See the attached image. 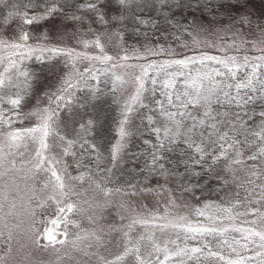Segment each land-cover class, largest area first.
<instances>
[{"label": "snow or ice", "instance_id": "1", "mask_svg": "<svg viewBox=\"0 0 264 264\" xmlns=\"http://www.w3.org/2000/svg\"><path fill=\"white\" fill-rule=\"evenodd\" d=\"M45 3H47V0H45ZM105 3L106 0H94V2L89 0L86 4H79L77 7L87 8L97 13V19L101 23H106L103 11ZM118 3L124 5L129 3V0H118ZM157 4L159 7L156 10L163 15L166 23L171 24L170 17H173L177 10L199 9L201 0H144L145 7H156ZM249 4L250 0H204L203 7L206 10H222L221 15L227 14L229 19H232L231 13L233 10L240 12L236 23L240 24L241 29L245 26L249 28L255 26L260 36L259 40H249L240 29H235L233 25L217 30L225 32L226 35L231 33L230 42L201 41L197 36H192L191 44L194 47L199 48L203 44L207 48H216L220 54L210 55L207 51H200L198 54L184 55L183 58H170L160 63L152 61L140 65V75L134 78L135 91L123 105L122 115L124 119L121 121V138L129 135L123 125L128 122L129 114L134 111L135 106L149 107L145 103V99L148 98V83L151 82L153 85L151 103L155 104V111L164 121V125L162 128L152 129L156 134L157 143L153 145V151L149 154V160L145 165L148 172L147 179L156 176L167 181L171 177H178L183 181V184L180 185L182 192L193 194L210 181L219 182L221 187L235 186L237 189L235 196L237 198L229 206L223 207L222 210L228 213L227 219L229 220L252 217L250 220H244L242 226H233L232 230L240 233L241 239H233L231 244L228 240L223 241V244L228 245L231 251L235 253V259L225 257L219 251L211 250L207 242L205 243V247L208 248L206 253L201 247H183L169 253L165 247L163 249L166 254L165 260L169 258V255L175 256L179 258L177 264H185V260L194 262V264H203L202 256L217 258L223 264H264V71H261L264 70V22L258 21L253 25L251 13L248 11ZM40 6L41 0H36L35 4L29 0V3L24 5L27 9ZM12 7L17 9L19 5L13 4ZM62 11V8L52 3L50 7L45 6L43 12L34 13L30 17H28L27 12H17L16 14L21 17L23 24L31 25L47 21L48 17ZM12 15L13 13L10 12L9 17ZM65 19L80 20L81 17L66 15ZM4 23L5 25L10 23L8 17H5ZM185 31L187 30L185 29ZM189 35L192 34L189 33ZM28 39L29 35L27 33H22L19 36L9 35L6 32L0 33V51L7 53L6 57L0 56V62L5 59L8 61L4 72H0V103L5 99L4 93L6 90L17 89L14 97L10 95L6 97L11 109L0 108V178L9 175L11 170L8 167L9 163L12 169L16 167L15 160L9 162L7 159L9 156L14 155L12 150L19 149L21 143L29 136L33 141L38 139L39 147L36 149L32 160L21 159L20 161L22 165L31 164L29 173L33 176L40 171L50 174L48 181L44 183V188L47 189L51 185L53 194L49 195L46 200H41L36 208H43L47 200H53L58 206L63 204V207H58L60 213L75 214L81 209L71 201L70 196L74 193L66 183L65 177L67 176L75 181H83L86 173H80L73 177L67 172L68 166L66 163L63 168H57V165L62 164L63 161L47 154L49 150L47 138L55 131L54 124L59 115L58 111L53 110L52 104H55L57 109L69 107L73 103L71 90L79 85L80 80L84 79V73L75 70V60L70 61L73 72L65 74L57 93L51 95L44 93L49 99L48 106L39 107L40 100L37 99L35 108L28 112H21L19 109L25 97L31 93L34 75L27 70H23L14 57H19L22 61L39 49L41 53L44 51L51 53L66 52L70 58L75 57L76 59L108 62L113 58L108 55L89 56L87 52L77 53L73 49H59L54 46L45 47L39 44L37 48H32L24 43ZM82 43L85 48L89 44H94L96 48L103 52L99 37L94 41H83ZM248 44H251L252 49L259 54L251 57L245 54L241 59L238 55L229 53V50H235L238 53ZM258 44L262 46L257 47ZM182 46L188 48V43H183ZM157 47L159 53L165 51L162 45ZM21 49L23 51H20ZM145 50L154 55L157 54L151 48ZM169 51L171 55V49ZM36 58L38 60L42 59V55ZM121 59L127 60L128 57L124 56ZM172 67H176L178 71H165ZM9 69H15L17 74L15 81L11 75H7ZM242 69H250V71H246L243 79L237 74L238 70ZM88 71L89 69L84 70V72ZM161 71H165L166 79H164L163 87L160 90L162 99L156 100L155 85H157L158 79L150 73ZM91 79H97L96 74H92ZM116 79L122 80L118 76ZM92 91L93 98H95L96 89H92ZM149 110L152 111L153 109L150 108ZM9 112H11V115H9ZM32 117H35L38 121L35 126L12 128L15 121L22 122ZM147 119L149 124L155 123L153 116L149 115ZM91 123L89 121V125ZM3 127H7L9 130L3 131ZM80 127L83 129L84 125ZM37 133H39L38 137L34 135ZM56 134L59 135L58 132ZM60 139L65 141L66 146L63 152L64 155H68L69 149L76 144V141L67 140L63 136ZM86 143L87 140H84L81 146ZM180 143L185 146L181 150L182 159L179 161L184 165L183 173L167 166L172 161L168 159L166 154L173 152ZM91 147L95 149V145H91ZM5 148L9 151L5 152ZM123 148L124 144L121 142L113 146V162L117 160V156ZM185 156L186 158H183ZM77 166L79 167V164ZM197 166L199 171L196 170ZM87 178L92 180L90 175ZM201 181H203V184ZM93 183L97 189H100L99 183L95 181ZM157 187L164 189L165 185H158ZM129 188L131 191L126 192L125 195L136 196L139 194L136 191V185H129ZM154 190L152 188H142L140 192L149 193ZM241 190L244 193L243 198L240 197ZM12 191V187L5 182L3 189L0 190L2 199L8 201ZM15 191L17 195L12 197V208L16 207L15 201L19 195V189ZM103 191L107 195L111 190L104 189ZM117 191H120V189H117ZM167 191L171 193V189H167ZM31 199L32 196L27 198L24 210L34 216L35 209L31 208ZM174 202L170 195L168 203L173 204ZM2 206L0 204V207ZM211 206L209 203H205L204 208L207 209ZM217 208H220V206H217ZM236 208H243L244 211L234 212ZM165 213L168 214L167 207ZM196 214L204 216L205 211L198 208ZM0 219L3 218L0 217ZM208 219L215 221L220 217L212 215ZM147 223L146 220L135 218L127 225L129 231L123 233L125 237L124 250L121 255L115 258L116 262L123 261L131 256L134 257V264H151L150 260H146L141 255L140 245L138 243L134 244L130 238V232L135 225ZM64 224V239L58 240L51 232H48L46 233V239L49 243L69 244L67 228L69 225L78 228L79 224L67 216L64 218ZM5 227H7V224H5ZM160 227L183 229L185 233L193 234L191 238H195L196 235L212 236L228 231L226 228L215 226L193 225L186 216H176L169 224L160 225ZM0 235H3V233H0ZM188 238L189 236L185 235V239ZM12 239L13 233L9 230L7 240L11 242ZM140 239L142 240L144 237L141 236ZM93 242L96 245H101L103 242L102 236L97 234L96 231L85 233L83 236L77 233L71 241V248L74 251L81 252L84 256L95 255L89 251L93 246ZM36 243H39L38 239ZM172 243H175V241H172ZM234 245H240L245 251L248 250L249 245H254L259 250L254 251L251 256H245L241 255ZM153 247L157 252L162 250L159 244L153 243ZM104 264H114V262L104 261Z\"/></svg>", "mask_w": 264, "mask_h": 264}, {"label": "rangeland", "instance_id": "2", "mask_svg": "<svg viewBox=\"0 0 264 264\" xmlns=\"http://www.w3.org/2000/svg\"><path fill=\"white\" fill-rule=\"evenodd\" d=\"M76 11V13L69 16L75 15L81 17L80 20H57L52 25L50 23L40 24V22L39 24L34 23L28 25L23 24L21 17L14 13L11 17L8 16L10 21L8 25H5L4 20L0 24V33L6 32L9 35L15 34L17 36L22 33H27L29 39L24 43L32 48H37L39 44L45 47L54 46L59 49H73L77 53L87 52L89 56L108 55L113 58L108 62L76 59L75 57L70 58L66 52L51 53L44 51L41 53L39 49L33 55L24 58L22 61L19 57H14L21 68L27 70L29 73H31L32 69L40 70L43 67L50 69L48 85L44 87V85L42 86V82H40V86L36 92L34 93L35 89H33V92L31 91L32 100L28 105L20 107L19 110L21 112H28L35 108L37 106V99L40 100L39 107L48 106L49 99L44 93L50 95L57 93L65 74L73 72L70 61L75 60V70L84 73V79L80 80L79 85L71 90L73 103L69 107L57 109L56 105L52 104L53 110L58 111L59 115L54 124L55 131L47 138V143L49 144L47 154L62 159L63 163L57 165V168H63L66 163L68 166L67 172L71 176L74 177L80 173H86V176L83 181H75L69 179L67 176L65 177L66 183L74 193L70 196L71 201L76 203L81 211L75 214L60 213L58 207H63V204L58 206L53 200H47L43 208H36V205L41 200H46L49 195L53 194L51 185L47 189L44 188V183L48 181L50 174L45 171H40L33 176L29 173L31 164L22 165L20 161L21 159L32 160L36 149L39 147L38 139L33 141L29 136L21 143L19 149L12 150L14 155L9 156L7 159L9 162L15 160L16 167L12 169L9 163L8 167L11 169L9 175L0 178V190L3 189L5 182L13 189L8 201H4L2 194H0V204L3 205L0 207V217L3 218L0 219V233H3V235H0V264H104V261H113L114 264H134V257L131 256L119 262H116L115 258L123 252L125 246L123 233L129 231L127 225L135 218L146 220L148 223L143 225L137 224L132 228L130 232L131 241L134 244L138 243L140 245L141 255L146 260H150L151 264H161V262L163 264H177L179 258L175 256L169 255V258L165 260L166 254L163 251L165 247L169 253L183 247H201L206 253L208 251V248L205 247L206 242L211 247V250L219 251L225 257L235 259V253L231 251L228 245L223 244V241L228 240L231 244L233 239H241V234L233 231L232 228L234 225L236 227L242 226L244 220H250L252 217H240L236 220L227 219L228 213H225L222 208L229 206L231 203L229 205H221L214 200L199 201L195 193L182 192L180 185L183 184V181L178 177H171L167 181L160 177L158 180L150 183L139 180L133 174L134 172L127 171L125 160L129 139L134 131L140 127L148 126L151 129L157 127L162 128L164 121L160 118L157 111L155 113L150 112L149 107L141 108L137 105L134 111L129 114L128 122L123 125L129 135L121 138L120 129L122 127L121 121L124 119L122 115L123 105L135 91L134 78L140 75V65L152 61L160 63L170 58H183L184 55L198 54L200 51H207L210 55H219L220 53L216 48H207L203 44L199 48L194 47L191 44L192 36H197L201 41L230 42L231 33L226 35L225 32L217 30L233 25L235 29H240L249 40H259L260 36L257 29L255 26L252 28L245 26L241 29L240 24L236 23L240 12H236L234 14L236 16H232L234 18L229 19L227 14L221 15L222 10H218L212 20L194 22L192 27L188 29L192 35H189L187 38H182L174 42L142 41L140 43L137 41H128L122 37L118 24L114 19V9L110 8V5L108 8H103L106 23H101L97 19V13L87 8H78ZM248 11L251 13L253 25L258 21L264 22V15H262L264 14V8L248 7ZM27 14L28 17L33 15L32 13ZM97 37H99L103 46V52L96 48L94 44H89L87 48L84 47L83 41H94ZM183 43H188V48L183 47ZM158 45L164 47L165 51L163 53H159ZM261 46L259 44L257 45V47ZM146 48H151L157 54L154 55L147 52L145 50ZM169 49H171V55ZM20 51H23V49ZM229 53L238 55L241 59L245 54L250 57L259 54L252 49L251 44L246 45L238 53L235 50H229ZM41 55L42 59L38 60L36 57ZM0 56L6 57L7 53L0 51ZM124 56H127L128 59H121ZM7 65V59L0 62V72H4ZM85 69H89V71L84 72ZM165 71L175 72L178 69L172 67ZM165 71L150 73V75H155L158 79V83L155 85L156 100L162 99L160 90L163 87L164 79H166ZM246 71H250V69L238 70L237 74L243 79ZM92 74H96L97 79H91ZM7 75H11L14 81L17 79L15 69H9ZM117 76L121 77L122 80H117ZM20 79L22 80L23 78L21 77ZM106 79H109L110 86L113 90L112 98L115 114L109 146L111 159L103 174L90 175L77 166L76 154L72 147L69 149V154L64 155L63 149L66 144L60 137L63 136L67 140H77L85 134L84 129L86 126L83 129L80 127L84 125L81 120L85 118L81 107L84 102V97H87L88 93H90L87 97L89 98L93 93L92 89H96L99 83ZM41 86L43 87L42 90ZM148 88L151 92L150 96H152L151 90L153 89V85L150 81ZM13 89L17 91V89ZM79 91L83 94L80 93L81 95H78ZM4 95L6 99L7 94ZM5 99L0 103V108L11 109V106L5 103L7 102ZM146 101L147 99L145 103ZM9 115H11V112H9ZM149 115L154 117L155 123L149 124L147 119ZM89 121L90 119L85 120V124H88ZM37 123V119L32 117L22 122L19 120L15 121L12 128H30ZM2 130L8 131L9 129L3 127ZM57 132L59 135L56 134ZM34 135L38 137L39 133ZM118 142L123 143L124 148L118 154L117 160L113 162L112 148ZM7 151L9 150L5 148V152ZM20 154L23 155L21 156ZM183 172L180 171L179 173ZM88 175L92 177V180L87 178ZM93 181L100 184V189L95 187ZM132 184L136 185V191L139 194L136 196L125 195L126 192L131 191L129 185ZM158 185H165V188L160 189L157 187ZM142 188H152L155 190L149 193H141L140 189ZM16 189H19V195L15 201L16 207L12 208V197L17 195ZM104 189H110L111 191L105 195ZM117 189H120V191H117ZM167 189H171V193ZM236 191L237 189L235 188V193ZM170 195L175 201L173 204L168 203ZM29 196H32L31 208L35 209L34 216L24 210L26 206L25 202ZM243 196L244 193L241 190L240 197L243 198ZM205 203H209L212 206L205 209ZM217 206H220V208H217ZM253 206L255 207V205ZM166 207L168 209L167 215L165 213ZM198 208L205 211L204 216H198L196 214V209ZM236 211H244V209L236 208L234 212ZM212 215L218 216L220 219L210 221L208 217ZM65 216L75 220L79 224L78 228L68 226L69 244H44L42 241V233L46 227V218L58 220L56 235L59 240L64 239ZM176 216H186L193 225L215 226L218 228H226L228 231L223 234L217 233L212 236L196 235L195 238H191L193 234L185 233L183 229L160 227V225L169 224ZM5 224H7V227H5ZM9 230L13 233L11 242L7 240ZM92 231H96L103 239L101 245H96L93 242L92 248L89 249L95 255L84 256L81 252L74 251L71 248V241L77 233L83 236L85 233ZM185 235L189 236V238L185 239ZM141 236L144 239L141 240ZM37 239L39 240L38 244L36 243ZM172 241H175V243H172ZM241 242L243 243V241ZM153 243L159 244L162 250L157 252L153 247ZM22 245L23 247H21ZM234 246L241 255L245 256H251L254 254V251L259 250L254 245H249L247 251L241 248L240 245ZM202 258L211 264H223L222 261L214 257L202 256Z\"/></svg>", "mask_w": 264, "mask_h": 264}, {"label": "trees", "instance_id": "3", "mask_svg": "<svg viewBox=\"0 0 264 264\" xmlns=\"http://www.w3.org/2000/svg\"><path fill=\"white\" fill-rule=\"evenodd\" d=\"M33 4L36 0H31ZM89 0H41V6L33 9H27L24 7L25 4L29 3V0H0V24L9 16V13L27 12L37 13L43 12L44 7H50L52 3L57 4L58 7L62 8V12H58L51 17H48L47 21H41L40 24L52 25L57 20H67L65 16H69L76 13L79 4H86ZM94 2V0H93ZM204 0H201V6L199 9H187L177 10L173 17L171 24L165 22L163 15L156 10V7H145L144 0H129V3L121 5L118 0H106L105 8L109 7L114 9V19L118 24L119 31L122 37L128 41H177L180 39L187 38L189 36V28L192 27L194 22H200L205 20H212L214 14L218 10H206L203 7ZM13 4L19 5V8L14 9ZM248 7L264 8V0H250ZM113 11V10H112ZM166 11V9H164ZM236 12L233 10L231 16ZM234 18V17H232ZM49 25V26H50ZM185 29L187 31H185ZM31 74L34 75L33 89L34 93L42 82L44 87L48 85L50 79V69L43 67L40 70L32 69ZM38 80V81H37ZM41 86V90L43 87ZM17 91L14 89L6 90L4 94L7 96H13ZM81 92H78V95ZM150 90L146 104L149 105V109H153L150 112L155 111V104L151 103ZM23 94V93H21ZM83 94V93H81ZM80 94V95H81ZM90 93H88L89 96ZM87 96V97H88ZM113 90L110 86L109 79L103 80L99 83L96 88L95 98L92 95L87 98L84 97L82 107L85 118L81 120L84 123L85 134L80 136L79 139L75 140L76 144L72 146L76 154V163L85 172L90 175L103 174L106 167L110 162V141L111 133L113 131V124L115 119L114 104H113ZM32 94L25 97L22 107L28 105L32 100ZM82 99V98H81ZM7 101V99H5ZM146 100V99H145ZM8 104L7 102H5ZM90 119L91 125L85 124V120ZM87 140L86 144L81 146L82 142ZM147 142V143H146ZM157 143L156 134L148 126L140 127L135 130L131 135L128 144V151L125 160L127 171H131L139 180L144 182H153L158 180L160 177L153 176L151 179H147L148 176L147 168L145 167L149 160V154L153 151V145ZM95 145V149L91 147ZM185 146L180 143L176 146L175 150L171 153H167V157L171 164L167 165L170 168L175 169L177 172L184 171L183 163L179 161L182 159L181 150ZM183 158H186L183 157ZM199 171V167L196 168ZM203 184V181H201ZM196 198L201 200H214L221 205H229L233 199H236L234 186L221 187L219 182L210 181L200 189L195 191ZM203 264H211L206 259L201 257ZM185 264H194V262H185Z\"/></svg>", "mask_w": 264, "mask_h": 264}, {"label": "water", "instance_id": "4", "mask_svg": "<svg viewBox=\"0 0 264 264\" xmlns=\"http://www.w3.org/2000/svg\"><path fill=\"white\" fill-rule=\"evenodd\" d=\"M56 226H57V219L46 218V227L42 233V241L44 244H50L49 241L46 239V233L48 232H51L57 238Z\"/></svg>", "mask_w": 264, "mask_h": 264}]
</instances>
